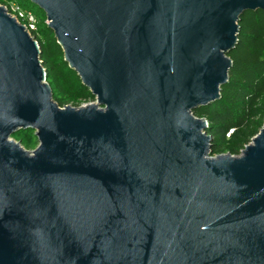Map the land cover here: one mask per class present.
Wrapping results in <instances>:
<instances>
[{"label": "water", "instance_id": "1", "mask_svg": "<svg viewBox=\"0 0 264 264\" xmlns=\"http://www.w3.org/2000/svg\"><path fill=\"white\" fill-rule=\"evenodd\" d=\"M94 102L58 106L0 5V264H264V121L211 156L238 19L264 0H29ZM33 130L37 145L12 135Z\"/></svg>", "mask_w": 264, "mask_h": 264}, {"label": "trees", "instance_id": "2", "mask_svg": "<svg viewBox=\"0 0 264 264\" xmlns=\"http://www.w3.org/2000/svg\"><path fill=\"white\" fill-rule=\"evenodd\" d=\"M8 2H15L35 17V30L31 36L39 45V58L53 101L60 107L93 101L95 98L90 90L63 60V52L47 27L44 12L29 0H0V5ZM227 56L232 66L227 82L220 88V98L193 110L195 116L208 122L206 132L212 138V152L223 146L225 134L231 135L230 148L238 151L263 124L264 11H245L239 17L237 43ZM32 132L30 129L19 131L12 138L28 146L33 143Z\"/></svg>", "mask_w": 264, "mask_h": 264}, {"label": "built area", "instance_id": "3", "mask_svg": "<svg viewBox=\"0 0 264 264\" xmlns=\"http://www.w3.org/2000/svg\"><path fill=\"white\" fill-rule=\"evenodd\" d=\"M2 6H4L6 11L18 22L23 24L31 35V33L35 30V17L33 14L30 11L20 7L15 2H8Z\"/></svg>", "mask_w": 264, "mask_h": 264}, {"label": "rangeland", "instance_id": "4", "mask_svg": "<svg viewBox=\"0 0 264 264\" xmlns=\"http://www.w3.org/2000/svg\"><path fill=\"white\" fill-rule=\"evenodd\" d=\"M90 102H94L93 101H90ZM87 103V102H86ZM72 106V105H71ZM79 106V105H78ZM258 118V117H257ZM259 130V129H258ZM25 131V130H24ZM230 133V132H229ZM16 134V133H15ZM33 134V133H32ZM253 135L250 136L249 138V141H246L245 145L248 144L251 140V138L256 134V132L254 131L252 133ZM14 135V134H13ZM231 135H228V134H225V137H224V144L222 147H220V149H218V151L216 152H212L211 151V156L212 155H215V154H231V155H238L240 153V150L242 149H239L238 151L237 150H233L230 148V145H229V139H230ZM13 139V138H12ZM32 144L31 145H24V144H21L22 148H24L25 150L27 151H31L35 148V146L37 145V140L36 138L32 135Z\"/></svg>", "mask_w": 264, "mask_h": 264}]
</instances>
